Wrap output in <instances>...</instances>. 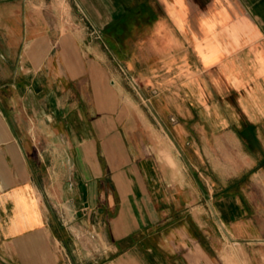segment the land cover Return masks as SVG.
Wrapping results in <instances>:
<instances>
[{
    "label": "crops",
    "instance_id": "1",
    "mask_svg": "<svg viewBox=\"0 0 264 264\" xmlns=\"http://www.w3.org/2000/svg\"><path fill=\"white\" fill-rule=\"evenodd\" d=\"M131 80L152 90L140 124ZM250 245L264 0H0V264H229Z\"/></svg>",
    "mask_w": 264,
    "mask_h": 264
},
{
    "label": "rangeland",
    "instance_id": "2",
    "mask_svg": "<svg viewBox=\"0 0 264 264\" xmlns=\"http://www.w3.org/2000/svg\"><path fill=\"white\" fill-rule=\"evenodd\" d=\"M133 83V88L129 89V93L131 92V96L133 97V113L138 114V124H140L139 121V113L140 111H143V113L147 112V109L144 105L141 104L140 97H142V91H144L145 94L152 95V90H141L137 87V84L134 83V81L131 80ZM155 106V105H154ZM210 204V203H209ZM261 246V247H260ZM233 253H237V249L232 250ZM237 256V255H236ZM233 258L231 255L229 258L230 263L229 264H264V245H257L254 247V245H250L248 249L245 250L244 256H239ZM233 261V263H231Z\"/></svg>",
    "mask_w": 264,
    "mask_h": 264
}]
</instances>
